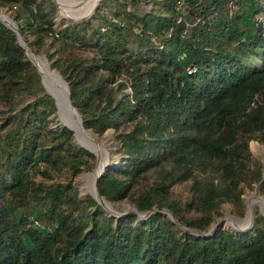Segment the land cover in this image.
<instances>
[{
	"label": "trees",
	"instance_id": "obj_1",
	"mask_svg": "<svg viewBox=\"0 0 264 264\" xmlns=\"http://www.w3.org/2000/svg\"><path fill=\"white\" fill-rule=\"evenodd\" d=\"M0 7L66 81L82 126L111 130L113 157L96 190L135 209L114 216L79 193L76 177L94 154L55 119L0 22V264L264 263L256 208L248 228L199 233L223 204L242 215L245 188L264 197L263 164L248 147L264 148V0H98L89 17L58 27L52 0Z\"/></svg>",
	"mask_w": 264,
	"mask_h": 264
},
{
	"label": "rangeland",
	"instance_id": "obj_2",
	"mask_svg": "<svg viewBox=\"0 0 264 264\" xmlns=\"http://www.w3.org/2000/svg\"><path fill=\"white\" fill-rule=\"evenodd\" d=\"M149 6V4H145V3H139L138 7L140 8V10H144V9H147V7ZM58 7V6H56ZM59 8L57 9V18H56V23L54 24V26L58 27L60 26L61 22L62 21H65V20H74V21H77L79 19H71L70 17L68 16H64V15H61L60 14V11H58ZM0 11H2L4 14L7 13V10L4 8V7H0ZM6 12V13H5ZM181 15L183 16L182 13H184L183 9L180 10ZM92 14V13H91ZM90 14V15H91ZM88 15V16H90ZM88 16H86L85 18H87ZM186 31H189V28L191 27V30L195 29L194 26V22L193 20L191 19H187L186 22ZM39 55H42V54H39ZM43 59V58H42ZM44 60V59H43ZM45 61V60H44ZM46 62V61H45ZM47 63V62H46ZM55 119H57L55 117ZM58 122H60L58 119H57ZM61 123V122H60ZM95 139L107 150V152L109 153L108 156H107V159L108 157H113V150H114V142L112 140V137H111V130L108 129L106 130L105 132H103L100 136H95ZM75 136H73V139H74V142H75ZM77 141V140H76ZM76 143V142H75ZM248 147H249V150L251 152V154L258 158L262 164H264V161L262 160L264 158V148L263 146L261 145V143L257 142L256 140H249L248 141ZM94 161H95V156H94ZM91 170V169H90ZM90 170H82L76 177V183L78 185V189H79V193L80 194H84V193H88L87 190H90V184L84 180V176L89 174L88 172ZM86 183V184H85ZM256 186L253 185L252 188H245L243 193H242V196H243V202H244V206H243V211H242V215L240 216H236V215H233L229 210H228V205L227 204H223V210H222V213L219 215V216H216L214 218V221L212 223H214L215 221H217L218 218H221L220 222L219 223H222L225 227L227 228H230V227H235V225L237 226H241L243 224V221L245 219V217L243 218V216L245 215V211H246V204H247V201H249V205H250V209H251V213H252V217L254 215L253 213V209H258L260 210L261 212L264 213V203H262L258 198H257V192L254 190ZM172 190L174 193H178L181 197H187L189 193H187L186 191V186L184 184H177V185H174L172 187ZM254 194V195H253ZM256 194V195H255ZM259 195V194H258ZM261 196V195H260ZM264 198V197H263ZM249 199V200H248ZM109 206H110V209H113L114 212L116 213H111V215H114V216H117V215H121L123 213H126V212H129V211H132V209H130L132 206V204L126 199V198H123L121 200H118L116 202H109ZM108 207V206H107ZM109 209V208H108ZM109 209V210H110ZM110 214V213H109ZM247 215V214H246ZM251 217V219H252ZM241 218H243L242 220H240ZM41 222H39V220H37V226H41ZM180 227H184V226H180ZM186 228V227H184Z\"/></svg>",
	"mask_w": 264,
	"mask_h": 264
},
{
	"label": "bare ground",
	"instance_id": "obj_3",
	"mask_svg": "<svg viewBox=\"0 0 264 264\" xmlns=\"http://www.w3.org/2000/svg\"><path fill=\"white\" fill-rule=\"evenodd\" d=\"M54 1L56 3V6H58L57 8H59L58 11H60L61 15L77 18L79 16L88 13L97 0H54ZM0 19L7 20L6 14H4L2 11H0ZM29 56L31 58V61L35 65L38 73L40 74L43 88L46 91L50 92L52 95H54L55 98L57 99L58 105H60L61 101L64 100V86L62 81L57 76L55 71L48 65V63L45 62L46 60L42 56L33 53H29ZM52 86H55L58 89L57 95L53 91ZM68 110L70 111L69 113L72 119L68 121L66 119H63L62 116H60L61 120L66 122L69 126L72 127V131L75 136L74 138L77 140V142L82 144L89 150H91V152L96 156V161H97L96 166L99 167L100 164L103 162L105 155L108 153L107 150L95 139L94 136H91L87 130L80 127L75 111L71 107H68ZM88 173L89 174L85 175L83 178L85 181H87L90 184V190L93 191L92 181L94 177V172H88ZM109 205H110L109 203L106 204V206H108L107 208L110 209ZM248 205H249V201H248ZM250 214H251L250 211H247L245 213L243 218L245 216L246 217L243 221V224H245V222L248 220ZM243 218H241L240 220H242Z\"/></svg>",
	"mask_w": 264,
	"mask_h": 264
},
{
	"label": "water",
	"instance_id": "obj_4",
	"mask_svg": "<svg viewBox=\"0 0 264 264\" xmlns=\"http://www.w3.org/2000/svg\"><path fill=\"white\" fill-rule=\"evenodd\" d=\"M52 1L55 3L54 0H52ZM97 3H98V0L94 3V5L92 6L91 10H90L88 13H86L85 15L79 16V17H77V18H72V17H70V18H71V19H79V20L85 18L86 16L90 15L91 13H93V11H94V9H95ZM55 4H56V3H55ZM5 13H6V12H5ZM6 19H7V20H1V19H0V22L3 23L4 25H6L8 28H10V29L12 30V32L14 33L17 43L23 48L24 54L26 55L27 59H28V60L30 61V63L34 66V69H35L36 73H37L38 76H39V80H40L41 86L43 87V84H42V81H41L40 74L38 73V71H37L35 65H34L33 62L31 61V58H30V56H29V53H33V52L30 50V48L28 47V45L25 43V41H24V37H22L21 34L19 33L18 28H17L15 22L10 18L9 14H8V11H7V13H6ZM33 54H36V53H33ZM40 56H42V57L45 59V57H44L43 55H40ZM45 60H46V59H45ZM46 62H47V60H46ZM47 63H48V62H47ZM51 68H52V67H51ZM52 69L55 71V73L57 74V76L60 78V80L62 81L63 86H64V100L61 101V100L59 99V100L61 101V104H60V105H58V103H57V99L55 98V96L52 95L50 92H48V91H46V90L44 89V91H45L47 94H49V95L52 97V99H53V103H54V106H55V115H56V118L61 122V124L65 125L67 128H69V129L71 130V132H72V135L74 136L73 131H72V127L69 126L66 122L62 121L61 118H60V116H62L63 119H66V120L70 121V120L72 119V117L70 116V113H69L70 111L68 110V107H71V108L75 111V113H76V115H77V119H78V122H79L80 127H82L83 129L87 130L88 133H89L91 136H93L92 133H90V131H89L87 128H84V127L82 126V124H81V120H80V116H79L78 112L76 111V109H75V108L72 106V104L70 103L69 91H68V86H67L66 81L63 79V77H61V75L59 74V72H58L55 68H52ZM52 88H53V91H54V92L56 93V95H57V94H58V89H57L55 86H52ZM75 142H76L78 145L84 147L85 149H87L88 151L91 152V150H89L88 148H86V147L83 146L82 144L78 143L76 140H75ZM108 154H109V153H107V154L105 155L104 160H103V162L100 164L99 167L96 166V165H97V161H96V156L94 155V156H95V161H94V163H93V166H92L91 170L89 171V172H94V177H93V181H92V190H93V191H91V190H87V191H88V193H89V194H90V195H91V196H92V197H93V198H94V199H95V200H96V201H97V202H98L103 208H104V210H105L108 214H109V213H110V214H111V213L113 214V213H116V212H114L113 209H110V210H109V209L107 208L106 204L109 203V202L106 201L101 195H99V194L97 193L96 186H95L96 179H97V177H98L100 171L102 170V168H103L104 165L106 164ZM262 160L264 161V158H263ZM263 173H264V164H263V171H262V174H263ZM254 190L256 191V188H254ZM257 197H258V199H259L262 203H264V198H263L262 196H260V195L257 194ZM246 205H247V206H246V211H245V213H246L247 211H250V213H251V209H250V207H249V205H248V201H247V204H246ZM130 209H132V211H135L134 207H131ZM152 210H153V209H151V210H147V211H144V212H136V215H137L138 217H142V216H145V215H147L148 213H150ZM162 210L166 212L167 216H168L172 221H175V219L173 218V216L171 215L170 212H168V211L165 210V209H162ZM251 217H252V213L250 214V217H249L248 220L245 222V224H242L241 226H237V225H235V227L233 226V227H230V228H234V229H235V228H236V229H245V228H248V227L250 226V223H251ZM220 220H221V218H218L217 221H215L214 223H212L206 231H204V232H199V233H200V234H207V233H209V232L212 230V228L215 226V224H217V223L220 222ZM182 228H184V227H182ZM184 229H187V230L192 231V232H196V231L193 230V229H188V228H184ZM196 233H198V232H196ZM263 264H264V263H263Z\"/></svg>",
	"mask_w": 264,
	"mask_h": 264
},
{
	"label": "built area",
	"instance_id": "obj_5",
	"mask_svg": "<svg viewBox=\"0 0 264 264\" xmlns=\"http://www.w3.org/2000/svg\"><path fill=\"white\" fill-rule=\"evenodd\" d=\"M234 6H233V4H229V8L231 9V8H233ZM256 18L258 19V20H262V18L258 15V16H256ZM53 35H56V33L54 32L53 33Z\"/></svg>",
	"mask_w": 264,
	"mask_h": 264
}]
</instances>
